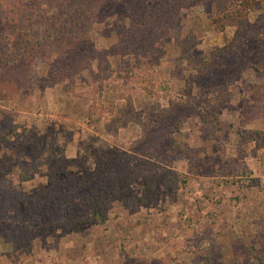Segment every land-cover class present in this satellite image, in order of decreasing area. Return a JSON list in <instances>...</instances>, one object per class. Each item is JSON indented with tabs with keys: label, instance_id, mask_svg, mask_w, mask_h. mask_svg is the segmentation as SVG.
Masks as SVG:
<instances>
[{
	"label": "rangeland",
	"instance_id": "obj_1",
	"mask_svg": "<svg viewBox=\"0 0 264 264\" xmlns=\"http://www.w3.org/2000/svg\"><path fill=\"white\" fill-rule=\"evenodd\" d=\"M218 1L182 12V24L193 41L194 68L180 59L173 37L158 39L159 54L151 60L155 96H148L142 85L121 88L132 109L125 108L126 101L109 82L101 96L94 90L98 96L94 103L64 90L66 82L49 83L44 62L33 64L32 81L17 90L13 107L0 103L17 128L15 137L7 135L14 143L11 148L0 143V175L17 185L19 167H27L31 180L21 184L24 194L47 187L48 168L33 169L36 153L21 147L32 137L44 138L45 150H54L53 158H85L84 167L90 171L106 150L129 154L124 165L130 179L122 175L114 182L122 195L115 194L105 222L93 218L63 235L58 229L54 232L53 224L47 225L45 231L52 235L46 240L57 245L56 264H253L249 249L264 259V2L248 13L244 38L232 44L235 28L219 33L212 26ZM125 12L124 7L121 13ZM91 40L104 51L109 74L130 75L133 57L112 55L121 42L111 21L96 24ZM204 59L213 60L214 66L200 74ZM103 64L98 68L93 62L90 71L82 72L87 81L83 85ZM210 98H219L220 104L202 110L200 104ZM156 99L160 110L155 112L164 115L155 127L157 133L151 131L155 140H161L150 155L163 156L165 162L146 156L140 124L118 122L120 108L153 117L150 110ZM97 120L104 128L109 125L107 130L99 131ZM172 143L183 151L171 150ZM137 160L144 162L137 165ZM146 163L161 168L150 186L141 180ZM72 171L82 175L81 169ZM26 205L20 203L19 209L24 211ZM188 234L190 240L214 243L210 263L182 246ZM33 248L41 261L39 241ZM6 250L0 242V264H9Z\"/></svg>",
	"mask_w": 264,
	"mask_h": 264
},
{
	"label": "trees",
	"instance_id": "obj_2",
	"mask_svg": "<svg viewBox=\"0 0 264 264\" xmlns=\"http://www.w3.org/2000/svg\"><path fill=\"white\" fill-rule=\"evenodd\" d=\"M208 1L210 0H0V103L7 102L13 107L17 90L28 86L32 81L33 64L44 62L48 65L49 83L66 82L64 90L94 103L105 90V83L109 82L118 98L126 101L125 108L132 109L130 99L123 97L121 88L142 85L148 96H155L153 88L157 78L151 60L159 54L156 48L158 39L166 35L173 37L180 59L194 68L190 56L193 41L189 30L182 24L181 16L185 9L195 8ZM262 2L264 0H219L212 20L213 29L221 33L229 27L235 28L232 44H239L245 35L248 13L255 11ZM124 7L126 12L122 14ZM106 21H111L115 37L118 43L121 42L119 47L114 48L112 55L116 54L121 58L132 56L134 59V67L128 77H122L119 71H111L109 74L110 65L105 61L104 51L92 44L96 24ZM19 52L21 54L17 56ZM93 62L99 64L98 68L105 62V67L96 74L91 73L88 85H83L87 81L82 72L90 71ZM212 65L214 66L213 60L209 62V59H204L199 73H208ZM77 88H80L79 93L75 91ZM96 89L99 92L97 97L93 95ZM219 102V98H210L200 106L206 111L209 107H218ZM125 108L117 110L121 116L119 126L126 122L140 124L145 134L143 146L148 154L146 156L165 162L163 156L159 158L155 153L150 155L153 145L156 146L161 140L160 137L155 140L156 135L151 132H156L157 122L162 120L160 115H164L159 113L158 116L156 113L160 110L159 101L156 99L155 108L150 110L154 116L149 115L147 119L144 115L132 113V110L126 113ZM185 116L186 114L183 118ZM183 118L179 117V122ZM96 123L99 131H105L109 127L101 126V120ZM16 129L10 112L0 108V143L11 148L14 143H11L7 135L15 137ZM46 142L44 138L37 137L21 142L22 148H29L36 153L37 162L33 164V169L42 165L48 168L46 188L24 194L21 184L31 180V173L25 166L19 167L17 185L0 175V242L7 247L4 257L9 264H56L54 251L57 245L47 242L46 238L52 235L45 231L47 225L53 224L54 232L58 229L62 232L59 235H63L71 229L76 230V225L88 223L93 218L105 222V213L115 194L122 195L114 187V182L122 175L130 179L124 165L126 157H129L128 153L106 150L90 171L84 167L85 158H53L54 150H45ZM135 144L130 150L135 149ZM171 145V150L177 147L174 143ZM176 149L183 151L180 147ZM141 162L144 161H139L137 165ZM76 168L82 170V175L72 173V169ZM160 169L146 163L141 173L144 185L150 186L151 181L158 178ZM61 176L66 179L60 181ZM74 202L78 204L75 205ZM20 203L28 204L24 211L19 209ZM190 237L189 234L184 235L182 246L191 247L193 250L190 252L210 263V251L214 243H203L193 238L190 240ZM37 241L40 243L41 261L35 258L36 251L33 247ZM249 251L252 257L250 262L264 264L260 255L253 249Z\"/></svg>",
	"mask_w": 264,
	"mask_h": 264
}]
</instances>
